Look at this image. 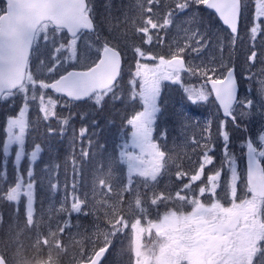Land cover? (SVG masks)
<instances>
[{"label":"snow or ice","instance_id":"6c2138e0","mask_svg":"<svg viewBox=\"0 0 264 264\" xmlns=\"http://www.w3.org/2000/svg\"><path fill=\"white\" fill-rule=\"evenodd\" d=\"M158 2L159 0H147V8H144L141 3V15L143 16V12L153 13L154 9L151 5ZM200 5L215 11L220 21L230 30L229 43L234 45L238 39V20L242 9L247 8L246 0H175V9L169 10L167 15L163 17L162 23L159 19H154L153 15H148L143 18V23L135 28V32L137 34L143 33L141 38L143 44H162L163 38L159 35V32L172 23V17L177 13H183L188 10L192 12V19L194 20L197 15L196 9ZM18 7V5L14 6L11 0H6L5 6L0 8V15L7 12L8 25H11L14 10ZM38 7L47 8L49 6L39 5ZM73 7L75 9L73 16L63 19L50 16L51 26L49 23L41 22L40 20L29 23L26 26L17 25L14 39H8L4 35L8 25L0 23V99L23 94L25 103L20 109L21 113L28 109L29 101L36 102L38 99L39 111L45 114V119L55 116L58 101L48 95L49 89L57 95L67 92L69 96H75L76 99L88 98L89 92L94 88H106L111 85L109 92L115 91L116 82L120 78L123 60L119 45L111 44L108 39L102 38L99 32L95 31L96 26L93 20L91 0H76ZM262 17H264V0H255V20H259ZM260 29L261 25L256 23L251 27V39L253 41H255ZM152 30H155V32ZM81 33H84L89 39L91 37L88 34L94 33L96 36L93 43L96 45L97 57L91 62L79 56ZM195 37H199V39H196L197 46H192L189 43H186L183 47L177 45L175 50H169L170 58H166L165 55L157 52L146 51L142 46L133 44L131 50L135 60V69L133 71L130 68L129 86L133 87L137 81L140 82L141 97L146 107L144 115L148 122L151 123L163 111L160 99L162 89L165 86L164 82L181 84L184 79L182 73L204 80V83L198 89L183 87V90L187 93V99L191 103L209 101L211 97H214L215 102L219 105L218 111L222 110L224 119L219 121L218 136L223 142L224 161L227 162L231 169V178L226 182L225 194H228L229 187L234 189L230 197L234 201L233 207L238 205L250 221V224L243 235H237L231 239L228 236L221 237L219 235V233L234 225L235 220L234 218L221 217L216 211L218 207L223 206L221 199L217 195V189L221 186V170L214 168L215 170L207 175V182L204 183L202 181L205 168L209 165H214L215 162V157L211 154L215 151V142L209 127L202 129V132L207 133V135L203 137L205 142L201 146L202 156H200L198 168L186 171L184 177H181L185 178L187 176L190 178L196 172L199 173V175H195V180L187 185L191 198L189 199V196H185L172 211L179 215L185 205L196 209L197 212L202 213L199 222L205 224L211 232L216 233V236L212 238L213 241H222L218 246L215 243L210 246L211 250L206 254L203 264H256L254 258H264V212H262L261 208L264 205V166H262V162L259 159L264 157V125L261 126L259 134V145L254 146V142L251 140L246 144V186L245 191L238 195L237 180L239 177L237 176L235 157L228 150L230 135L226 125L228 118H231L233 126L239 128L237 111H239L241 117L252 115L253 113L248 110L253 108L256 101L250 95L251 85L245 90L247 94L242 93L238 96V84L242 83V81H238L233 67L223 62L217 66L215 61H210L208 64L202 62L193 67L191 61L185 60L184 54L188 48H191L192 52L198 53L201 50V46L208 43L199 32H193L192 37L189 39ZM29 49H31V52ZM41 52H47V57L41 56L40 58L38 74L42 77L53 76L61 66L67 69L73 65L69 63L70 61H77V64L81 67L88 64L91 66L84 73L78 74L83 77L78 82L67 79V76H71L72 73L62 74L59 79L53 82L45 78L37 80V74H33L30 70V58L32 55H37ZM257 55V51L253 50L251 55L247 56V61H254ZM148 61H151V63ZM66 65L67 67H65ZM262 73H264V69H262ZM247 79L251 81L253 77L249 76ZM208 85H210V88L207 87ZM77 87L81 89L80 92L72 91ZM29 91L32 93L31 96H28ZM257 92L262 98L258 112L264 117V79L259 81ZM104 98L101 95L93 102L99 107H103ZM113 99H116V97H113ZM183 121L190 123L191 118H182L181 127L186 128L188 123ZM13 127L19 128L20 131V135L16 136L15 139L22 140L25 131L24 121L9 117L6 129L8 137L11 136ZM194 143L196 144L197 141H194ZM4 154L5 156L8 154L7 143L4 144ZM20 158L21 153H17L16 159L20 160ZM32 159H36V152H33ZM32 175L33 172L29 171L28 176L31 177ZM197 181L201 182L198 188L199 195L195 191H190L193 183ZM129 192H131V189H129ZM205 194L210 197L207 204L211 205V208L198 207L206 204V201L203 200ZM150 195L151 206L159 208L163 203L167 210V201L157 200L155 195ZM136 196H141L139 189L136 191ZM2 223L3 217L0 216V224ZM229 236H231V233H229ZM186 240V248L189 251L194 245L199 243L197 236L192 233L186 237ZM200 246L203 247L204 245L201 244ZM0 264H7L2 255H0ZM181 264H184L183 260H181ZM261 264H264V261H261Z\"/></svg>","mask_w":264,"mask_h":264},{"label":"trees","instance_id":"16d2710c","mask_svg":"<svg viewBox=\"0 0 264 264\" xmlns=\"http://www.w3.org/2000/svg\"><path fill=\"white\" fill-rule=\"evenodd\" d=\"M91 2L93 6V20L96 26L95 31H98L102 38L108 39L111 44L119 45L123 57L122 71L125 70V72L122 73V76L115 87V91L109 92V90H107V94L103 95L105 97L103 100V107H99L97 104H94V102H91L90 99L85 102L72 103L58 97L59 103L63 106H57L56 115L50 117L47 121H42L39 117L34 115H39V113H35L34 110L28 113L30 115L27 120L28 124L25 137L26 154L30 153L35 147H40L41 149L40 158L34 160L30 169V171L33 172V175L29 180L33 183L36 200L38 198L45 197L47 196V192L51 190V184L47 185L46 181L52 180L51 177L54 175L55 169H58L59 179L68 181L78 180L76 187L81 192H78V196L75 198L74 203L78 205L82 203L81 208L84 211H87L88 208H92V211L96 216L94 223L98 229L91 228L89 226L91 218L88 214L85 216L78 214V216L75 217L76 222L72 221V225L78 233V240L75 241V243H69V246H62L64 253L62 252L57 255L55 247L53 245L50 246V250L54 255L53 262L55 264H77L84 261V249L87 244H82L81 240H84L90 232L93 233L94 237L93 243L89 244L91 247L95 245L101 247L107 244H112L113 247L116 248V253L114 252V254L110 253L111 250H109L101 264H133L132 244L130 242L129 244L126 242L123 243L117 239L114 240L115 236H122L121 225L126 228L128 239L133 241L131 240L133 234L132 229L136 225V222H138V226L146 227L152 221L158 220L160 215L172 212L173 208L177 207L179 204L182 195L189 196L188 190L186 191L182 186L183 183L187 181V178L185 179L181 177H184V173L190 170L191 166H187L184 160L180 161L178 159V156H181L180 151L183 152L182 142L181 150L175 149L173 152L171 149H167L168 143L172 137L171 133L174 132L172 129L167 130L168 125H170L171 122L178 123L181 119L179 121L180 123H178V126L176 127L179 128L183 117L192 118L194 114L202 113L201 121L197 123L196 128L189 132V136L200 138L199 141L202 146L205 142L203 137L207 135V133L202 132V129L209 127L215 142V151L211 154L214 155L216 162L218 156L224 159L222 155L223 142L218 136L219 121L223 118L220 115L214 117L213 113H210V109L216 107L211 99L203 103V108L201 110L196 108L191 109L190 102H184L183 105L185 106H183V110H181V112H176L174 108H172V110L169 109L167 103L169 99L168 90L164 87L162 89V96L160 99V105L163 111L161 114H158V118L154 120L153 125V140L158 143L159 148H161V150H163L166 154V157H164L163 160L165 166L163 175L159 178L156 185L154 184L155 187L153 188V185L148 187V184L145 182L146 179L139 176H133L130 179L135 181L133 185H130L129 187H127L128 184H126V182L122 185L117 184L116 209L114 212L108 211V202H114L116 197L115 199L112 198V195L108 197V193H106L103 189L97 196L95 194H91L88 190V185L92 180L104 178V174L107 172L108 167H113L115 171L114 175L110 176L109 180H127V176H125V174H127L125 171L126 169L118 162L119 157L117 151L114 150L115 141L113 144H109L108 141L110 140V137L116 136L112 134L122 128L124 129L128 121H131L136 117L138 109H141L139 102L137 103L136 101L130 100L131 89L129 86L128 75L126 74L130 71V67L132 65L131 62L133 52L131 50V46L133 44H138L144 48L141 39L143 35L142 33L137 34L135 32V28L140 25H137V23H140V21L148 15H153L154 19H159L162 23L163 17L167 15L169 10L175 9V0L174 2L173 0H159L158 3L151 5L154 12H143V16L141 15L140 4L142 3L144 8H147V0H91ZM199 11L205 19V23L209 26L212 22L217 23L214 15L205 10L202 6L199 7ZM251 12L252 8L250 6H247L246 9H242L239 20L238 37L240 36L242 30L245 31L251 27ZM176 16L177 17L174 19L171 28L168 27V29L161 30L164 33V45L154 43L149 46L147 51L157 52L161 55H165V57H168L171 46L169 47L166 41H168V39L171 40V36L178 27L179 28L177 30L184 28L182 21L184 20L185 14H178ZM197 17L200 16L196 15V18L192 22L195 25H198L199 22L202 21V19L198 21ZM91 35L95 34H88V36ZM229 37L230 34L227 30L223 29V38L225 40L226 38L228 39L227 43L229 42ZM122 42L124 44H122ZM227 46L229 48L221 54H217V52L212 49L209 51V54L214 52L216 56L223 55L225 58L229 55L235 63L233 68L238 81H242L239 74L240 69L242 68L240 65L248 66L247 72L249 74L254 73L256 69L260 67L258 64L249 63L247 61V56L251 53L250 46L246 48L245 43L241 45L237 40L236 44L231 46L233 47L232 49L230 48V44ZM128 57H132L130 61L128 60ZM34 58L35 55H32L30 58V64L34 61ZM88 66H90V64L78 68H86ZM194 79L196 78L190 77L185 80L184 87H189L191 84L195 85V83L192 82ZM201 83H204V80H202ZM246 83L247 81H245L244 78L243 82L238 84V96L243 93ZM252 85L254 87H257L258 85L255 77L252 79ZM96 95H102V93ZM171 96L173 101H175L172 102V104H178V93H172ZM113 97H116V99H113ZM18 101L19 97L14 96L9 101L2 100L0 102V138L5 125V119L15 115V111L19 105ZM194 111L195 113L192 114ZM236 115L237 123L240 127L235 128L232 121L228 119L226 129L230 135L228 150L234 155L239 156V152L242 154L244 148H241L239 151L237 145L242 143L248 135L245 117H240V114L237 113ZM62 119H67L68 123L73 126V133H75V135H77L82 129L85 130V133L79 139H75V143L69 145L67 148L64 147L67 140L66 138H61L60 141L58 140ZM186 128H188V126ZM51 132H54V134H50ZM199 141L196 145H194L197 147L196 151L198 153H200L198 148ZM192 144H189V148L193 147ZM71 157L74 159L72 172L70 168ZM113 162L115 163L116 170ZM215 162L213 165L214 167ZM23 167L25 168L24 165ZM24 172L25 170L22 169V175L26 176L24 175ZM122 172L124 175H121ZM179 175H181L180 178H178ZM8 179L9 180L3 179V177L0 176V216L3 217V223L0 224V247L2 245V239L5 238L8 241L10 238L9 240H11L16 235L18 229L23 227L22 222L16 224V221L13 219L14 216L17 221L19 220L18 215H14L13 204L2 198V195L8 188H10L14 181L13 177L9 175ZM196 186L197 185L195 184L192 185L190 191H195ZM129 189H131V192H129ZM137 189H139L141 194L140 197L136 196ZM150 194L155 195L157 200L162 199L163 201H167V210L165 209L163 203L159 208L151 206ZM203 199L205 198L203 197ZM39 206H41V204L38 203L36 208ZM20 211L22 212V207L20 208ZM112 224H115V226H112ZM24 230L25 231H23L14 244V246L18 243L21 245L20 248L23 258L20 259V264H41L45 259L43 257H39V254L34 255L33 248L41 249L45 246L42 243H38V245L34 247L30 229L24 226ZM106 233H112L113 237L106 236ZM55 234H57V232H55ZM2 256L7 259V264H9L11 260L16 259L14 253L8 254V252H2ZM261 259L262 258H258L254 261L256 264H261Z\"/></svg>","mask_w":264,"mask_h":264},{"label":"rangeland","instance_id":"374dc122","mask_svg":"<svg viewBox=\"0 0 264 264\" xmlns=\"http://www.w3.org/2000/svg\"><path fill=\"white\" fill-rule=\"evenodd\" d=\"M172 1V0H170ZM174 2V0H173ZM247 6L252 8V20H251V27L254 26V23L260 24L261 29L258 31L255 41L251 39V27L248 30H242L240 33V36L238 37L237 41L239 44L245 43L246 48L250 46L251 52L253 50L258 52L257 58L254 61H248L249 63H254L260 65L258 69L252 74H249L247 72L248 66L246 65H240L242 67L240 69V79L243 82V79L245 78V81L247 83L244 86L243 93H245V90L249 88L251 85L250 95L251 98H253L256 101V104L253 106V108L249 109L248 111H251L253 114L250 116H245L246 124H247V135L251 138V140L254 142L255 146L259 145V134L261 131V126L264 125V117H262L259 112V104L262 102V98L258 95L257 89L259 88V81L261 79H264V73H262V69H264V17L260 18L259 20H255V0H246ZM202 6V5H200ZM199 6V7H200ZM4 7L3 0H0V8ZM198 9L197 11V17L198 21L202 19L201 22H199L198 25H195L192 23L194 20L192 19V12L185 10L183 13H177L178 14H185L184 20L182 21L184 28L181 30H177L173 33L171 36V40L168 39L166 41L167 45L172 50H175L176 46L179 45L183 47L186 43L191 44L192 46L196 45V39H199V37H195L192 39H189L192 37L193 32H199L201 35L205 37V39L208 41V43L204 46H201V50L197 52H192L191 48H188L184 54V58L186 61H191L192 66L195 67L199 63L208 64L210 61H215L216 65L218 66L221 62L227 64L228 66H233L235 63L232 61L229 55H227V58L222 56H216L214 52L209 54V51L214 50L217 52V54H221L225 52L227 48H229L227 45L230 44L227 43L226 40L223 38V27L220 25V23L216 20L217 23L212 22V24L209 26L207 23H205V19L201 15V12ZM172 17V23L168 26L171 28L174 19H176L177 16ZM143 20L140 21V23H137V25L142 24ZM51 26V25H50ZM168 27L166 29H168ZM164 30V29H163ZM155 32V30H152ZM143 35V33H142ZM159 35L163 38L164 45V33L162 31L159 32ZM91 38L89 39L87 36L82 35L81 40L79 41V56L82 59H86L88 62H91L96 59L97 53H96V45L93 43L95 41L96 36L91 35ZM55 38V37H54ZM165 43V44H166ZM221 43V44H220ZM122 44H124L122 42ZM236 44V43H235ZM145 50L147 51L149 48V44H143ZM233 44H230V48ZM236 47V46H235ZM229 51V50H228ZM133 52V51H132ZM227 52V51H226ZM232 53V52H231ZM251 55V53H250ZM41 56L47 57V52H41L37 55H35L34 61L30 64V70L33 74L36 75V79L40 80L42 78H45L49 80L50 82L59 77L61 74L67 72L70 69H84V68H78L81 67L77 64V61H70V64H73L72 66H69L67 69H65L63 66L61 68L57 69L56 73L53 74V76H47L42 77L40 74H38V69L40 65V58ZM132 58V57H131ZM128 57V60L131 59ZM170 56L168 55V57ZM151 63V61H148ZM132 65L131 70L134 71L135 69V60L132 58ZM130 64V62H129ZM128 64V65H129ZM89 65V64H88ZM87 66V65H86ZM67 67V65L65 66ZM89 67V66H88ZM87 68V67H86ZM125 70L122 71L124 73ZM128 75V81L130 77V71L126 73ZM255 77L256 82L258 83L257 87H254L252 85V80L249 81L247 77ZM182 77L184 79L182 80L181 84H173L171 82H164V87L166 90H168V108L172 110H176V112H181L183 110L184 102H190L187 99V93L183 90V87L185 86V80L190 78V76L187 73H182ZM203 79H194L195 85H190L188 88L190 89H198L203 84L201 83ZM199 82V83H198ZM208 87V86H207ZM209 88V87H208ZM131 93H130V100L139 102L141 109H138L137 115L135 118H133L131 121H128L125 128L118 130L116 133L112 135H116L115 137H110V140L108 141L109 144H113L115 141V149L117 151L119 160L118 162L125 167V171L127 174V180H109L110 176L114 175V169L113 167H108L107 172L104 174V178H98L97 180H92L89 182L88 190L91 194H95L96 196L99 195L101 190H105L107 196H111L115 199L117 193V184L122 185L126 182L128 184L127 187L130 185H133L135 180H130L133 176H139L142 177L145 180V182L148 184V187L151 185L152 188L155 187L156 183L159 181V178L163 175L164 172V157H166V154L164 153L161 148H159V145L156 141L153 140V125L154 121L151 123L148 122V120L145 118V111L146 107L143 104L142 97H141V84L139 81L136 82L135 86L130 87ZM108 90V89H107ZM107 90L102 92V95L107 94ZM39 91V90H38ZM172 93H178V101L176 105H173L172 102L173 98L171 96ZM31 91H29L28 96H31ZM99 94V93H97ZM48 95L52 96L54 99L58 101L57 106H61L62 104L59 103L58 97L55 94H52L48 91ZM101 95H93V97L90 98V101L93 102L95 99H97ZM185 96V99H184ZM14 97V96H13ZM15 97H19V105L17 106L16 113L13 117L14 119H20L23 120L25 123V131L22 136V140H16L15 137L20 135L19 128L13 127L11 136L8 137L7 134V117L5 119V125L2 130V136L0 138V176L3 177V179L9 180L8 175L13 177V183L6 190V192L2 195V198L13 204L14 208V215H18L19 220H16V217L13 216V219L16 221V224L19 222H22L23 227L18 229L16 235L8 241L7 239H2L1 241V247H0V255H2V252H8V254H13L16 257L15 260H11L9 264H20V259L23 258L22 252H21V245L20 243L15 244L16 240L21 236L24 230V226L26 228L30 229V233L33 240V246L36 247L38 243H42L45 247L38 249L33 248L34 255L39 254V257H43L45 260L41 264H55L53 262L54 255L52 254L50 250V246L53 245L56 249V254L59 255L60 253H64V250L62 246H69V243H75V241L78 240V233L75 231V227L72 225V221H75V217L78 216V214H82V216H85L88 214L90 216V227L98 229V227L95 226L94 219L96 218L95 213L92 211V208H88L87 211L82 210L80 205L75 204L74 200L78 196V192L81 191L77 189V181L78 180H61L58 177L59 170L55 169L54 175L51 177L52 180H45L47 185L51 184V190L47 192V196L38 198L36 200V196L34 195V186L33 183L30 182V177L28 176V173L32 167V164L34 163V160L32 159L33 152H36V159L40 158L41 156V149L40 147H35L30 153L26 154L25 150V137H26V131H27V124H28V118L31 111L34 110V114L37 117L40 118L42 121H47L50 117L45 119V114L41 113L39 111V100L37 99L36 102L29 101L28 103V109H25L23 113H21L20 109L24 106V98L23 94L15 95ZM12 97L3 99L5 101H9ZM47 99V98H46ZM212 102L214 103V100L212 97L210 98ZM206 101H198L196 104H193L190 102L191 109H199L201 110L203 108V103ZM10 103V102H9ZM95 104V103H94ZM63 106V105H62ZM186 108V107H184ZM57 109V107H56ZM55 109V113H56ZM195 111L192 113L194 114ZM210 113H213V116H219V112L217 107L211 108ZM178 114V113H177ZM239 114V111L237 112ZM241 117V116H240ZM202 113L200 114H194L191 118V122L188 123V121H183L188 123V128H182L181 126L179 128H176L178 126V123H180L179 120L178 123H172L168 125L167 130L172 129L171 133V139L168 143V148L171 149L173 152L175 149L181 150V142H182V151L181 156H178V159L184 160L187 166H191L190 170H194L195 168H198L199 166V159L200 156H202V148L201 144L198 146L200 153H198L196 145L200 138H195L192 136H189V132H191L194 128L197 127V123L201 121ZM67 119H62L60 123V130H59V141L61 138H66L65 142V148H67L69 145L75 143V139H79L84 133L85 130L79 131L77 135L73 133V126H71ZM50 134H54V132H51ZM164 136V135H162ZM112 138V139H111ZM172 140V143H171ZM194 141H197L195 144ZM193 142V144H192ZM7 143L8 148V154L5 156L4 154V144ZM192 144V148H189V144ZM245 140L242 141V143L237 145V148H239V151L241 148L244 147ZM174 146V147H173ZM232 150V149H230ZM17 153H21L20 160L16 159ZM230 154H232L235 157L236 161V168H237V176L239 179L237 180V191L238 195L242 194L245 191V166H244V158H243V152L242 154L239 152V156L234 155L232 152L229 151ZM222 155L224 157V153L222 152ZM65 156V153H64ZM63 156V157H64ZM73 156V155H72ZM260 159L264 162V157H260ZM223 162V163H222ZM74 164V159H70V168L72 172V166ZM114 168L115 167V163ZM25 166V168L23 167ZM213 165H209L204 170V175L202 177V181L204 183L207 182V175L214 171L215 169H219L222 172L221 176V186L217 189V195L221 199L223 205H229L231 204V207L224 208V206H220L216 209V211L219 213V216H228L226 212H232L235 211L237 213V216H240L243 220V227H240V229L237 231V235H243L248 230V226L250 224V221L246 218L243 210L237 205L236 207H233L234 201L230 199L231 195L234 192V189L229 187L228 194H225V187L226 182L230 180L231 178V169L228 166L227 162L224 161V159L220 156H218L216 162H215V169L213 170ZM24 169V175L21 173V170ZM121 175H124L123 172ZM195 175H199L198 172L195 173ZM195 175L188 178L185 176V179L187 178V181L183 183V189L187 191V185L192 183L193 180H195ZM181 175L178 176L180 178ZM92 184V185H91ZM155 184V185H154ZM197 185L195 188L196 194L199 195L198 188L201 185L200 181L194 182L193 185ZM94 188H93V187ZM184 190V192H185ZM161 196V195H159ZM185 195H182L180 198V201L183 200ZM189 195V199H190ZM203 199L206 201V204L203 206L198 207H207L211 208V205L207 204V201L210 199L209 195L205 194ZM98 200V199H97ZM116 201H109L108 202V211L114 212L116 209ZM22 202V203H21ZM41 204V206L37 207V204ZM97 205V204H96ZM22 207V212L20 211V208ZM262 212H264L263 207ZM202 213H199L194 208H190L189 206L185 205L184 209L180 211L179 215H176L175 213L168 212L165 214L160 215L158 220L152 221L150 224H148L146 227L138 226V222H136V225L132 229L133 234L131 237V240L128 239V234L126 228L122 226V236L118 237L115 236L114 240H119L121 242H126L129 244V242L132 244V255H133V264H181V260L184 261V264H200L199 261H197L196 255L198 254L199 250L201 249L200 245H211V243L207 244V241H213L214 233L208 230L207 226L205 224L200 223ZM86 225V223H85ZM112 226H115V224H112ZM133 226V225H132ZM131 226V227H132ZM130 227V228H131ZM57 232V234H55ZM28 233V232H27ZM195 234L199 240V243L194 245L191 250L189 251L186 248L187 240L186 237L190 234ZM29 234V233H28ZM106 236H112V233H106ZM60 238V241H59ZM63 238V239H62ZM93 233L90 232L88 236L83 240H81L82 244H87L86 248L84 249V260H88L91 255L99 248L98 245H95L91 247L89 245L90 243H93ZM4 240V241H3ZM59 241V242H58ZM3 242V243H2ZM111 252L116 253V248L113 247L112 244H110ZM4 257V256H3ZM189 257H194L193 259H189ZM5 258V257H4ZM259 257L255 258L256 260ZM260 259V258H259ZM7 261V259L5 258ZM261 261H264V258L261 259Z\"/></svg>","mask_w":264,"mask_h":264},{"label":"water","instance_id":"95a60500","mask_svg":"<svg viewBox=\"0 0 264 264\" xmlns=\"http://www.w3.org/2000/svg\"><path fill=\"white\" fill-rule=\"evenodd\" d=\"M3 2H4V6H5L6 0H3ZM11 2L13 3L14 6H16V5L19 6L18 8H16L14 10V17L12 19L11 25H8L7 12L0 15V23H4L5 25H8L7 30L4 33V35L8 39H14L15 38V28L17 25L26 26L27 24L35 22L36 20H40L41 22H49L52 25V21L49 19L50 16H54L58 19H63L65 17H70V16H73L75 14V9H74L73 5H74V3H76V0H11ZM39 5H48L49 7L41 8V7H38ZM57 5H59V6L57 7ZM203 7L205 8V10L211 12L216 17V19L219 21V23L224 28H226V26L223 24L222 21H220L218 15L215 13L214 10H209L205 6H203ZM238 24H239V20H238ZM37 27H39V25H37ZM228 32L231 35L230 30H228ZM29 51L31 52V49H29ZM86 70L87 69H82V70L70 69L67 72H65L64 74L72 73L71 76H67V79L74 81V82H78L80 79L83 78L82 76H80L78 74H82ZM60 77H61V75L58 78H56L55 80L59 79ZM55 80H53V81H55ZM53 81H51V82H53ZM110 87H111V85H109L106 88H94L91 92H89L88 98L76 99L75 96H69L67 94V92L61 93V94H59V96L65 98L68 101L84 102V101L88 100L94 93L102 92L105 89H109ZM208 87L210 88V85H208ZM8 91H11V90H8ZM48 91L52 92L51 89H49ZM72 91L78 93L81 91V89H79L77 87V88L73 89ZM52 93H54V92H52ZM212 98L215 102V98L214 97H212ZM215 104L219 109L218 103L215 102ZM219 112H220V115L223 117L222 110H219ZM228 119H231V118H228ZM249 140H251V139L249 137H247L245 140V146H244L245 182H246V173H247V156H246L247 148H246V144ZM108 249H109V245L98 248L91 255V257L88 260L82 261L78 264H100L102 262V260L104 259ZM105 250H107V251H105Z\"/></svg>","mask_w":264,"mask_h":264},{"label":"flooded vegetation","instance_id":"af4514ba","mask_svg":"<svg viewBox=\"0 0 264 264\" xmlns=\"http://www.w3.org/2000/svg\"><path fill=\"white\" fill-rule=\"evenodd\" d=\"M223 206H224V208H227V207H231V204L229 203V205H223ZM262 206L264 208V205H262ZM226 213L229 214L226 217L234 218L235 223H234V225H232L229 228L225 229L223 232L219 233V235L221 237L228 236L229 239H231L232 237L237 236V234H238L237 231L240 229V227H243L244 224H243V220L241 219V217L237 216V213L235 211H232V212L227 211ZM221 217H224V216H221ZM229 233H231V236H229ZM215 236H216V233H214V237ZM208 243H211V245H213V243H215V245L218 246L219 244L222 243V241H207V244ZM211 245H206L205 244L203 247L202 246L200 247L201 249L199 250L198 254L196 255L197 261H199L200 264H203V261H204V258L206 256V254L211 250V247H210ZM193 258L194 257H191V259H193Z\"/></svg>","mask_w":264,"mask_h":264}]
</instances>
